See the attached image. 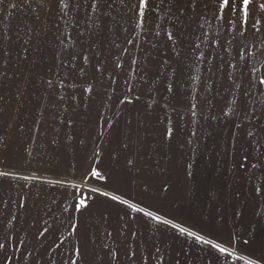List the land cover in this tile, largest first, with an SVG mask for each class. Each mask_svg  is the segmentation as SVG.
<instances>
[{"label":"rangeland","instance_id":"374dc122","mask_svg":"<svg viewBox=\"0 0 264 264\" xmlns=\"http://www.w3.org/2000/svg\"><path fill=\"white\" fill-rule=\"evenodd\" d=\"M0 264H264V0H0Z\"/></svg>","mask_w":264,"mask_h":264},{"label":"snow or ice","instance_id":"6c2138e0","mask_svg":"<svg viewBox=\"0 0 264 264\" xmlns=\"http://www.w3.org/2000/svg\"><path fill=\"white\" fill-rule=\"evenodd\" d=\"M226 2H227V0H226ZM243 3L245 5V7H247L250 3V0H243Z\"/></svg>","mask_w":264,"mask_h":264}]
</instances>
